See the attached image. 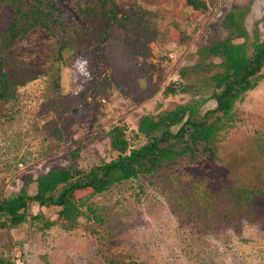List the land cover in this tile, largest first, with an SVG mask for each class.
I'll list each match as a JSON object with an SVG mask.
<instances>
[{"label": "rangeland", "instance_id": "rangeland-1", "mask_svg": "<svg viewBox=\"0 0 264 264\" xmlns=\"http://www.w3.org/2000/svg\"><path fill=\"white\" fill-rule=\"evenodd\" d=\"M112 1L123 27L106 14L89 18L84 10L91 0H57L73 27L54 34L34 27L9 47L0 44L12 93L0 102V114H6L0 116L1 197L22 189L35 194L37 183L30 179L51 169H88L117 157L109 136L116 125H124L131 146L139 147L147 141L137 133L143 115L157 116L210 95L205 81L220 70L215 65L222 58L202 56L200 49L231 37L224 19L232 9L247 10L244 25L251 37L264 34V0H206L204 11L193 10L187 0ZM14 18L8 0H0V35ZM262 73L258 85L236 102L233 126L218 142L217 156L201 145L196 156L180 157L158 173L122 180L117 174L101 193L76 190L75 198L87 204L72 230L61 225V207L31 202L25 222L0 229V259L264 264V197L253 201L251 218L223 221L183 203L208 187L218 192L238 181L254 186L260 171L264 176V156L253 143L256 131L264 135V68ZM178 82L185 91L165 94ZM215 106L210 99L201 111ZM180 176L183 182L174 185ZM194 178L197 184L190 183Z\"/></svg>", "mask_w": 264, "mask_h": 264}, {"label": "trees", "instance_id": "trees-1", "mask_svg": "<svg viewBox=\"0 0 264 264\" xmlns=\"http://www.w3.org/2000/svg\"><path fill=\"white\" fill-rule=\"evenodd\" d=\"M26 1V2H25ZM92 3L84 12L92 17L106 14L114 23L123 27L112 0H91ZM25 2V3H24ZM15 10V18L8 29L0 35V44L9 47L21 39L28 30L42 27L50 34L55 29L66 30L73 27V20L57 5V0H8ZM193 10L204 11L209 7L206 0H187ZM247 10L243 7L232 9L225 17L224 24L230 30L231 37L215 41L200 49L202 56H219L222 61L215 65L220 70L210 75L206 86L211 87V94L192 99L175 109L168 110L157 116L143 115L137 133H142L147 141L139 147H132L126 136V127L116 125L109 131L111 147L118 151L117 157L103 161L88 169L75 165L68 168L51 169L36 179L37 191L31 195L22 189L20 193L4 198L0 195V229L13 228L25 222L29 216V205L37 202L40 205L61 207L59 216L62 227L72 230L78 226L79 218L84 214L85 201L77 200L74 192L92 188L101 193L112 185L113 178L121 174L117 180L139 178L143 174L158 173L162 166L171 164L180 157L196 156V150L205 146L211 155L217 156V144L222 135L233 126L235 105L245 93L254 89L263 77L264 68V34L255 32L253 37L244 25ZM127 20V18H126ZM240 41H233L234 37ZM64 45L60 47L63 51ZM184 74V72H183ZM186 90V85L178 82L176 86H167L165 94ZM12 97L10 80L0 57V102L6 103ZM210 99L216 106L204 113L201 107ZM0 116H6L1 113ZM9 120V119H8ZM253 143L259 155L264 156V135L256 131ZM257 185H245L235 182L223 186L218 192L206 188L197 196L183 203L196 204L205 211L207 218L223 221L239 215L251 218L255 210L253 201L264 197V176L260 171ZM174 185L183 182V176L175 179ZM196 182V183H195ZM191 179V184H197ZM182 185V184H181ZM187 199V198H184ZM95 213V210L87 206ZM97 217V216H96ZM12 263L10 259H0V264ZM111 264H118L111 261Z\"/></svg>", "mask_w": 264, "mask_h": 264}]
</instances>
